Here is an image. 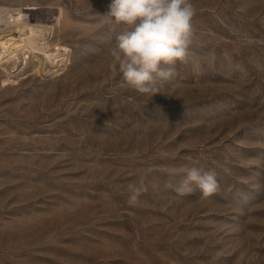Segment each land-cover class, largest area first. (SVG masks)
Instances as JSON below:
<instances>
[{
	"label": "rangeland",
	"instance_id": "374dc122",
	"mask_svg": "<svg viewBox=\"0 0 264 264\" xmlns=\"http://www.w3.org/2000/svg\"><path fill=\"white\" fill-rule=\"evenodd\" d=\"M109 2L0 0V35L21 8L59 48L0 62V264H264V0H190L188 62L151 98L108 68ZM192 167L218 190L177 192Z\"/></svg>",
	"mask_w": 264,
	"mask_h": 264
},
{
	"label": "clouds",
	"instance_id": "9594fccd",
	"mask_svg": "<svg viewBox=\"0 0 264 264\" xmlns=\"http://www.w3.org/2000/svg\"><path fill=\"white\" fill-rule=\"evenodd\" d=\"M196 14L190 0H110L102 15L104 23L124 25L125 30L116 36L109 51V70L121 74L126 84L140 95L151 98L162 93L163 82L173 75L171 66L188 62ZM247 42L264 43L254 38H248ZM193 183L204 197L218 190L216 173L198 167L188 169L181 186L175 190L191 192ZM166 187L174 185L169 182ZM147 191L144 177L129 184L128 204L135 206Z\"/></svg>",
	"mask_w": 264,
	"mask_h": 264
},
{
	"label": "bare ground",
	"instance_id": "6f19581e",
	"mask_svg": "<svg viewBox=\"0 0 264 264\" xmlns=\"http://www.w3.org/2000/svg\"><path fill=\"white\" fill-rule=\"evenodd\" d=\"M9 10L8 19H3L6 20L8 26L14 25V28H10L9 30L11 31L0 35V62L13 61L21 56L22 53L26 59L31 57V55L38 56V53L49 55L50 57L52 53L54 54L53 56L56 55L59 48L48 50L47 44L44 43L45 39L48 38V34L52 33L54 24L34 23L31 19L26 18V10L21 8ZM33 68L37 69V65L32 64L30 69Z\"/></svg>",
	"mask_w": 264,
	"mask_h": 264
}]
</instances>
